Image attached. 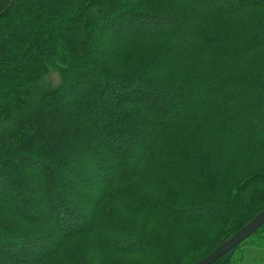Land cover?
Masks as SVG:
<instances>
[{
    "label": "trees",
    "instance_id": "obj_1",
    "mask_svg": "<svg viewBox=\"0 0 264 264\" xmlns=\"http://www.w3.org/2000/svg\"><path fill=\"white\" fill-rule=\"evenodd\" d=\"M0 162V264L203 259L264 208V0H0Z\"/></svg>",
    "mask_w": 264,
    "mask_h": 264
},
{
    "label": "snow or ice",
    "instance_id": "obj_2",
    "mask_svg": "<svg viewBox=\"0 0 264 264\" xmlns=\"http://www.w3.org/2000/svg\"><path fill=\"white\" fill-rule=\"evenodd\" d=\"M133 4L136 5H142L143 7H156L158 4L162 3V0H132ZM31 151V149L25 150V156H27V153ZM35 159H40L39 156H36ZM35 165L32 162V159L30 158H24L21 157L17 161H15V170L17 173L23 174L24 171L29 169H34ZM8 179V174L3 170L2 162H0V190H3V182ZM67 187V186H66ZM58 191V190H57ZM69 194H71V190L69 189ZM47 216H43L42 220H47ZM41 227H45L44 224H41ZM62 228L65 234L70 233L73 228V222L69 220H65L62 223ZM43 243L41 242H37ZM25 252L24 256H33L36 258H39L40 255V249L38 247H33L32 244H25L24 246ZM18 264H28L27 259H24L22 261H19Z\"/></svg>",
    "mask_w": 264,
    "mask_h": 264
},
{
    "label": "water",
    "instance_id": "obj_3",
    "mask_svg": "<svg viewBox=\"0 0 264 264\" xmlns=\"http://www.w3.org/2000/svg\"><path fill=\"white\" fill-rule=\"evenodd\" d=\"M262 225H264V208L234 235H232L226 241L222 242L206 257L194 264H212L224 255H226V257L231 256L235 248H237L242 242L247 240Z\"/></svg>",
    "mask_w": 264,
    "mask_h": 264
},
{
    "label": "rangeland",
    "instance_id": "obj_4",
    "mask_svg": "<svg viewBox=\"0 0 264 264\" xmlns=\"http://www.w3.org/2000/svg\"><path fill=\"white\" fill-rule=\"evenodd\" d=\"M237 256L242 258L241 264H264V242L258 247L242 246Z\"/></svg>",
    "mask_w": 264,
    "mask_h": 264
}]
</instances>
